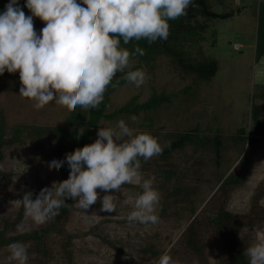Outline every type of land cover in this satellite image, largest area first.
I'll list each match as a JSON object with an SVG mask.
<instances>
[{"label":"rangeland","instance_id":"obj_1","mask_svg":"<svg viewBox=\"0 0 264 264\" xmlns=\"http://www.w3.org/2000/svg\"><path fill=\"white\" fill-rule=\"evenodd\" d=\"M259 1L210 0L216 12L233 11L231 15L212 20L217 31L215 44L210 45L208 41L203 43L205 54L218 61V69L214 76L201 83L195 99L181 93L174 97L169 105L153 112L151 126L141 125V118L147 114L140 115L142 117H137L135 121L125 120L126 125L135 132H147L151 136L154 134L161 145H166L171 139L169 133L188 128L195 122L205 128L206 132H214L220 128L221 134L226 137L220 162L214 160L212 153L195 151L189 145L181 150H175L168 161L162 160L159 156L147 162L141 159L142 179L154 176V187L160 194V201L156 206L158 223L141 224L128 221V214L133 208L128 197L142 191L135 182L122 185L117 193L115 191L107 193L117 196L116 210L113 213L99 211L100 198L105 194H100L102 190L97 189V203L90 207L87 214L76 206L75 201L73 213L64 226L65 230L73 235L66 247L69 252L66 254L62 246L64 237L52 233L47 256L38 253L30 246L31 244L23 243L27 246L28 252L26 264H136L135 262L139 260L140 264L143 262L155 264L154 262L159 260L150 259L147 253L143 254L141 248L151 245L163 254L168 251L191 219V204L198 211L213 192L216 172H228L235 166L239 158V148L228 138L241 126L250 128L251 104L257 103L264 113V100L258 97L259 93L264 91V54L257 57L256 51ZM80 2L81 0H78V3ZM24 13L26 16H32L30 10ZM33 24L39 35L45 26L44 22L33 16ZM134 63L136 59L129 58V65ZM140 69L146 72L145 83L140 87L131 82L119 86L112 94L108 111L122 105L133 95H137L138 99L143 101L153 90L178 92L191 80L190 77L183 76L166 55L158 56L153 69L149 70L147 67ZM21 86L17 75L0 78V114L4 115L8 127L18 123L46 126L61 124L68 113L66 107L52 101L45 107L36 109L35 101L19 95ZM116 126L113 121L103 120L92 133L87 145L97 139L100 127ZM262 143L264 144V137ZM263 144H260L254 155L246 182L232 195L229 208L233 211L247 210L251 197L258 195L257 188L264 177ZM34 145L27 140L23 146L5 148L0 160V170L7 173L4 176L0 175V229L6 220H15L21 211L23 214L19 224L7 230L8 234L25 232L40 226L25 216L20 200L23 194L32 191L35 199L41 189L51 187L53 182L58 183V170H50L48 167L49 163L55 160L51 151L46 150L49 146L52 148V145L48 141L43 143L42 149L34 148ZM166 167H172L176 175L169 179L163 178L162 174L165 172L160 174L159 171H164ZM175 184L190 187V203L181 196L176 197L172 194L171 188ZM259 201L264 206V193ZM163 204L165 207L161 210ZM261 235H264V223L247 230L248 245H252ZM208 253L212 263L215 252L210 249ZM9 255L8 245L0 246V264H17L16 261H9ZM170 256L174 264H193L186 261L185 257Z\"/></svg>","mask_w":264,"mask_h":264},{"label":"clouds","instance_id":"obj_2","mask_svg":"<svg viewBox=\"0 0 264 264\" xmlns=\"http://www.w3.org/2000/svg\"><path fill=\"white\" fill-rule=\"evenodd\" d=\"M190 6L198 7L195 0H26L25 7L32 13L26 16L18 0H9L0 14V75L18 71L19 95L35 101L36 109L55 101L69 112L77 106L99 110L108 86L119 84V80L112 84L118 72L136 87L147 79L143 69L125 72L130 55L143 56L145 50L134 46L130 52L121 46V38L123 45L142 39L148 44L166 41L169 21L185 16ZM33 16L45 24L39 35ZM130 119L135 121V115ZM163 150L156 138L135 132L122 119L116 128L100 127L93 143L67 153L65 160L49 163L50 170H59L66 161L68 178L41 189L35 199L32 191L25 192L20 199L25 216L41 225L67 206V198L87 214L97 203V189L117 193L122 185L135 182L142 191L128 197L133 208L127 219L156 224L160 194L155 177L142 179L140 169L141 159L147 162ZM100 199L101 213L116 210V195ZM8 249L9 261L26 264L25 244L14 242ZM244 254L249 264H264V235ZM158 264H174L168 251Z\"/></svg>","mask_w":264,"mask_h":264},{"label":"trees","instance_id":"obj_3","mask_svg":"<svg viewBox=\"0 0 264 264\" xmlns=\"http://www.w3.org/2000/svg\"><path fill=\"white\" fill-rule=\"evenodd\" d=\"M219 1L221 2V0ZM8 3L9 0L0 2V14L4 12L5 5ZM195 3L198 7L193 8L190 6L185 16L169 21L170 34L166 41L148 44L142 39L140 41L133 40L128 45H123L121 38V46L126 47L130 52L134 51V46H139L145 50L143 56L130 55V58L136 59V63L129 65L125 72L143 67L151 70L154 68L158 56L166 55L170 57L183 76L191 78L189 84L178 92L166 93L153 90L148 98L143 101H140L137 95H133L122 105L108 111L114 91L128 82L122 78L123 74L118 72L112 84H116L117 80H119V84L116 87L111 84L108 86L99 110L84 109L77 106L74 111H68L59 125L46 126L18 123L8 127L4 115L1 113L0 160L3 157L5 148L23 146L27 140L33 142L35 144L34 148L37 149L44 148L43 143L48 141L52 148L49 146V149L46 150L51 151L52 157L55 160H65L67 153L87 145L92 133L103 120L113 121L117 124L121 119L125 121L133 115L137 118L142 114H147V116L141 118V125L147 127L151 126L152 113L162 106L169 105L174 97L184 93L190 96L189 98L195 99L201 83L210 80L218 69L217 59L206 55L203 46L205 41H208L210 45L215 44L217 31L212 24V20L216 17L231 15L233 12L219 13L214 11L210 0H195ZM18 4L24 12L29 10L25 7L26 0H18ZM256 42L258 53L256 55L260 57L264 54V1L262 0L259 1L258 7ZM14 75L19 77V72L9 73L5 71L0 75V78L13 77ZM258 97L264 100V91L259 93ZM250 115V128L246 129V127L241 126L236 130V133L228 138L239 148V158L235 166L228 172H216V185L213 192L198 211L191 204V219L168 249L169 254L173 257H185L186 261L193 262V264H249V259L244 254V250L249 247L246 232L264 223V206L259 201L264 193V177L257 188L256 193L258 195L251 197L247 210L242 212L233 211L229 208V202L235 190L242 186L249 177L254 155L260 144H263L264 113L257 103L251 104ZM209 130L211 129L209 128ZM168 136H171L167 143L170 144V147L160 144L164 150L158 156L162 160L168 161L175 150H181L189 145L195 151L212 153L214 160L218 163L225 149L223 142L226 137L221 134L220 128H217L214 132H206L205 128H202L198 122L175 133H169ZM152 137H155V135L153 134ZM155 138L159 143L158 138ZM69 171L70 169L65 161L58 170L57 181L66 180ZM161 172H165L162 176L167 179L176 175L172 167H166L164 171H159L160 174ZM0 175L4 176L7 173L0 170ZM171 189H173L172 194L174 196H181L185 201L191 202L190 187L186 185L176 186L175 184ZM99 193L107 194L103 191ZM65 203L67 206L62 207L59 214L49 222L25 232L7 233V230L12 226L19 224V220L23 216L22 211L15 220H6L3 228L0 229V246L14 242L29 243L38 253L47 256L50 238L53 233L56 236L64 237L62 246L67 254L69 251L66 247L70 244L73 235L67 232L64 226L73 213L75 200L67 198ZM164 207L163 204L161 210ZM141 249L143 254L147 253L148 257L153 258V260H159L163 254L162 251L151 245ZM210 249L215 252L212 263L208 253ZM135 263L140 264V260ZM154 263L158 264V262Z\"/></svg>","mask_w":264,"mask_h":264}]
</instances>
